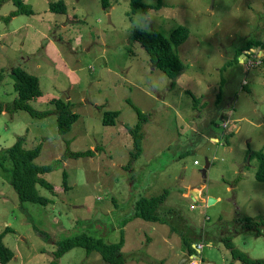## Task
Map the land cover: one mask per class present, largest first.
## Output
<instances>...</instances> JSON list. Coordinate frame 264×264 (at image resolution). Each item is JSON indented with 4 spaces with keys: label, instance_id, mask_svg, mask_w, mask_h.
Returning a JSON list of instances; mask_svg holds the SVG:
<instances>
[{
    "label": "rangeland",
    "instance_id": "obj_1",
    "mask_svg": "<svg viewBox=\"0 0 264 264\" xmlns=\"http://www.w3.org/2000/svg\"><path fill=\"white\" fill-rule=\"evenodd\" d=\"M20 1L28 12L15 16V1L0 0V152L21 137L26 149L41 146L36 164L54 166L44 176L54 190L38 186L48 206L22 202L0 168V235L10 230L3 243L14 253L8 264H108L83 247L56 257L59 243L83 235L109 244L124 235V264H181L184 241L199 264H246L228 239L264 261V224L243 221L264 218L260 161L251 157L264 151V57L254 49L235 59L252 41L264 42V0H136L152 7L138 12L133 0ZM60 2L66 10L52 11ZM181 26L189 37L174 50L184 70L172 81L134 35L150 30L168 39ZM253 60L262 64L248 66ZM16 68L39 78L42 95L30 104L54 113L11 109ZM57 99L79 114L65 136ZM106 111H119L114 124L104 123ZM139 111L141 154L132 135ZM90 150L95 157L70 156ZM202 185L204 203L189 194ZM167 192L166 224L135 218L140 199Z\"/></svg>",
    "mask_w": 264,
    "mask_h": 264
},
{
    "label": "trees",
    "instance_id": "obj_2",
    "mask_svg": "<svg viewBox=\"0 0 264 264\" xmlns=\"http://www.w3.org/2000/svg\"><path fill=\"white\" fill-rule=\"evenodd\" d=\"M15 4L19 6V10L14 12L17 16L21 12H28L24 10L23 3L20 0H14ZM134 11L139 10L149 11L151 6L142 4L136 0H133ZM52 11L63 12L66 10L64 2L55 3L52 5ZM189 37V31L186 27H178L175 29L170 38H165V35L158 31L144 32L136 31L134 35V41L139 43L142 48L149 54L151 62L155 67L161 69L168 78L172 81L175 80L184 70V66L178 56L175 53V48H179L183 45ZM254 49H261L264 52V42H251L244 49H240L236 52L235 59L238 60L246 52H251ZM12 78L14 80V89L17 92V97L11 105V109H24L27 110L34 117H45L52 113L53 110H36L30 102L42 95L40 89L39 78L28 74L20 68L12 70ZM3 80V76L0 75V83ZM220 97V96H219ZM53 103L57 106L55 112L58 113L59 127L61 135L65 136L72 131L73 125L79 119V114L72 109V103L65 102L62 99L54 100ZM4 111V105L0 102V115ZM141 122L132 130V135L135 140V146L138 150V154H141L143 149V117L144 113L139 111ZM119 116V111H106L103 121L105 124H114L115 119ZM24 138L21 137L18 141L11 146L0 152V168L11 175V185L17 192L19 199L22 202H28L33 204H39L41 206H48L50 200L42 197L39 194L38 186H42L47 190L53 191V184L49 183L44 176L53 172V165L40 166L36 164V160L41 153V146L33 149H26L24 147ZM68 154L66 155V157ZM74 157H95L94 150L86 152H78L70 154ZM252 156H257L260 161L258 172H256V179L260 182H264V151L253 153ZM10 164V167H8ZM65 182L64 186L66 190H69V177L67 172L64 173ZM168 197V192L162 196L152 198H142L136 204L135 218L143 219L144 221L151 222V224H166L160 215V206ZM244 222H248V228L258 227L264 224V218L253 221L252 219L245 218ZM252 224V225H251ZM257 229V234L259 233ZM10 230H6L3 235H0V264H8L13 258L14 253L3 243L4 238L9 234ZM229 247L234 253V257L244 261L246 264H263V260H251L245 254L235 248L233 242L228 239ZM125 245V237L121 236V241L118 243H106L103 239H97L89 235L79 236L74 239H69L58 244V251L56 257L62 258L69 251L76 247H83L88 250L89 253L98 251L102 254L104 260L108 264H124V256L122 250ZM184 247L187 249V254L190 256L195 255V250L191 247L188 241H184ZM50 264H57L52 262Z\"/></svg>",
    "mask_w": 264,
    "mask_h": 264
},
{
    "label": "water",
    "instance_id": "obj_3",
    "mask_svg": "<svg viewBox=\"0 0 264 264\" xmlns=\"http://www.w3.org/2000/svg\"><path fill=\"white\" fill-rule=\"evenodd\" d=\"M243 58L245 59L246 57H243ZM209 167H210V165L207 164L206 167L201 171L204 180L206 179V176H207V170L209 169ZM204 187H205V186L202 185L200 188H192V189L190 190L189 194H191V196H192L195 200H197L198 202H200V203H204L205 201L201 198V192H202V190L204 189ZM213 202H214L213 199H210V200H209V204H211V203H213ZM195 257H196V256H190V255L187 254V255L183 258L181 264H187L191 259H194Z\"/></svg>",
    "mask_w": 264,
    "mask_h": 264
},
{
    "label": "built area",
    "instance_id": "obj_4",
    "mask_svg": "<svg viewBox=\"0 0 264 264\" xmlns=\"http://www.w3.org/2000/svg\"><path fill=\"white\" fill-rule=\"evenodd\" d=\"M253 54H256L255 52ZM256 59V57H255ZM259 65V64H262L261 62L260 63H257L256 60H253L252 62H249L248 63V66L251 65V66H255V65ZM196 248L199 250V252H201L203 249H204V246L203 245H200V246H196ZM191 263L190 264H199V262L197 261L196 257L194 259H191Z\"/></svg>",
    "mask_w": 264,
    "mask_h": 264
},
{
    "label": "crops",
    "instance_id": "obj_5",
    "mask_svg": "<svg viewBox=\"0 0 264 264\" xmlns=\"http://www.w3.org/2000/svg\"><path fill=\"white\" fill-rule=\"evenodd\" d=\"M261 57H264V52L261 53ZM245 60H246V58H245ZM242 62H244V61H242ZM211 140H212V141H217L218 139H214V138H212ZM184 195L188 196V194H184ZM186 255H187V254H186Z\"/></svg>",
    "mask_w": 264,
    "mask_h": 264
},
{
    "label": "clouds",
    "instance_id": "obj_6",
    "mask_svg": "<svg viewBox=\"0 0 264 264\" xmlns=\"http://www.w3.org/2000/svg\"><path fill=\"white\" fill-rule=\"evenodd\" d=\"M149 33H150V30H149Z\"/></svg>",
    "mask_w": 264,
    "mask_h": 264
}]
</instances>
